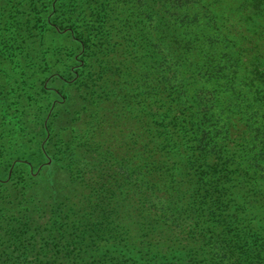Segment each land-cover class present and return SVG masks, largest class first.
<instances>
[{
    "label": "trees",
    "instance_id": "trees-1",
    "mask_svg": "<svg viewBox=\"0 0 264 264\" xmlns=\"http://www.w3.org/2000/svg\"><path fill=\"white\" fill-rule=\"evenodd\" d=\"M0 264H264V0H0Z\"/></svg>",
    "mask_w": 264,
    "mask_h": 264
}]
</instances>
